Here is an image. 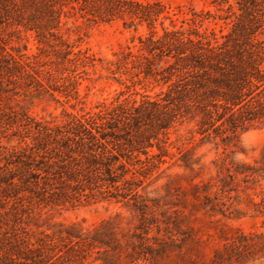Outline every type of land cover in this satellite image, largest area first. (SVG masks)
<instances>
[{
	"label": "trees",
	"instance_id": "1",
	"mask_svg": "<svg viewBox=\"0 0 264 264\" xmlns=\"http://www.w3.org/2000/svg\"><path fill=\"white\" fill-rule=\"evenodd\" d=\"M83 1L0 0V264H114L117 256L157 264L181 247L174 233L179 210L149 190L174 147L180 153L174 162L191 169L198 146L213 144L222 154L213 164L221 161L228 175L198 187L211 209L224 204L209 191L224 188L219 183L227 178L254 186L264 180V157L237 159L241 134L264 127V42L251 14L257 0L222 16L232 18L227 33L202 31L204 17L195 15L190 28L153 31L104 66L128 90L147 81L161 86L159 93L122 98L123 90L96 110H64L61 120L33 117L27 105L36 98L73 96L53 82L99 61L75 50L71 39L68 23L85 13ZM32 30L42 47L27 54L21 41ZM261 193L251 203L264 222L263 187ZM100 200L122 203L137 223L123 229L121 214L91 228L55 220L63 209ZM207 264H264V230L236 231Z\"/></svg>",
	"mask_w": 264,
	"mask_h": 264
},
{
	"label": "rangeland",
	"instance_id": "2",
	"mask_svg": "<svg viewBox=\"0 0 264 264\" xmlns=\"http://www.w3.org/2000/svg\"><path fill=\"white\" fill-rule=\"evenodd\" d=\"M75 1L81 3L83 0ZM244 1L226 0L223 4H220L219 0H88L87 3L83 1L85 13L76 14L75 20L70 19L68 23L74 29L71 39L77 43L75 50L83 49L99 61L95 67L90 65L77 68L70 79L63 81L58 78L61 80L59 83L53 82L56 88L59 85L68 86L67 89L73 96L56 91V98L60 102L43 97L36 98L31 105H27L29 113L38 119L61 120L64 110L73 113L96 110L100 104L120 97L119 93L123 90L125 94L121 96L122 98L131 93V96L138 99L144 92L151 95L159 93L161 86L147 81L144 82L146 88L137 85L128 90L125 85L115 81L104 66L107 61L115 59L123 47L138 45L139 38L146 37L153 31H157L159 35L166 29L190 28L195 24L192 21L195 15L204 17L203 22L198 23L202 31L219 35L227 33L232 26V18L223 19L222 16H229L230 11L238 12L243 8L241 4L243 5ZM257 3L259 6L255 7L251 14L255 16L260 26L258 38L264 42V0H257ZM218 15L220 18H217ZM23 34L21 43L27 46V50L23 52L27 54L38 52L42 45L37 32L32 30ZM60 76L58 73V77ZM115 76L118 77L119 73ZM127 83L130 84L129 81ZM76 87L78 95L74 94ZM186 131L182 128V132ZM172 138H175V134ZM240 139L243 153L237 155L238 160L252 163L264 157V127L243 132ZM172 152L175 156L166 157L167 161L153 172L149 180L151 182L149 190L151 196L159 197L173 210H179L177 215L180 218V228L174 233L181 247L179 249L172 247L168 255L157 260V264L190 262L207 264L211 262L214 251L222 247L225 238H230L236 231L264 230L263 219L255 215L251 203V199L260 201L264 180L262 186H254L243 182L238 176L227 178L226 181L219 183V185L224 183V188L219 186L220 189L213 188L209 191L212 197H217L224 204L211 209L204 197V191L199 195L198 187L214 183L218 174L222 177L228 175L229 171L221 161L220 167L213 164L221 153L213 144L198 146L195 150L197 164L191 169L180 161L174 162L180 156L178 149L174 147ZM118 214L123 217V229L137 223L133 213L115 200L83 202L61 210L55 216V220L91 228ZM152 234H157V231L153 230ZM112 262L129 264L125 256L114 257Z\"/></svg>",
	"mask_w": 264,
	"mask_h": 264
}]
</instances>
